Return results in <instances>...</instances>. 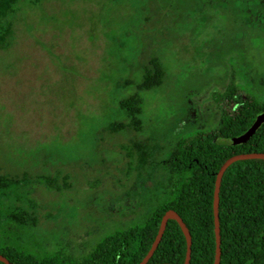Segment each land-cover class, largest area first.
<instances>
[{
  "label": "rangeland",
  "instance_id": "374dc122",
  "mask_svg": "<svg viewBox=\"0 0 264 264\" xmlns=\"http://www.w3.org/2000/svg\"><path fill=\"white\" fill-rule=\"evenodd\" d=\"M12 18L14 44L0 49V169L33 177L0 209L35 200L37 224L18 230L36 249L81 254L143 219L161 192L162 159L181 136L217 124L213 93L232 74L264 100V0H21ZM154 56L164 81L141 90ZM134 93L142 130L112 131L127 119L119 101ZM135 140L158 144L143 168L126 149Z\"/></svg>",
  "mask_w": 264,
  "mask_h": 264
},
{
  "label": "trees",
  "instance_id": "16d2710c",
  "mask_svg": "<svg viewBox=\"0 0 264 264\" xmlns=\"http://www.w3.org/2000/svg\"><path fill=\"white\" fill-rule=\"evenodd\" d=\"M21 0H0V49L12 47L15 41L13 15ZM37 3L40 0H28ZM166 74L157 56L145 62L141 90L160 86ZM213 98L221 118L209 129H200L181 136L171 147L161 164L165 175L159 181L157 204L143 219L106 232L91 248L73 254L63 244L54 248L29 245L22 241L20 227L37 224L36 202L28 197L26 204H11L3 213L0 209V229L6 221L14 229L12 235L0 233V254L13 264H138L150 249L164 213L173 209L185 222L191 234L189 264H214L216 235L214 220V189L218 170L224 161L239 153L264 152V122L244 142L232 138L243 134L257 115L264 112V100L241 87L234 74L223 90ZM143 97L131 94L119 101L126 112V121L113 122L114 132L131 127L141 131L144 120ZM157 143L135 140L127 145L135 154L140 168L152 162ZM32 175L2 172L0 169V206L4 196L30 183ZM49 186H55L49 175L35 176ZM17 198L22 199L19 192ZM219 225L221 238L220 264H264V158H242L225 169L219 189ZM187 241L177 219L167 221L163 235L146 264H184ZM0 264H7L0 259Z\"/></svg>",
  "mask_w": 264,
  "mask_h": 264
},
{
  "label": "water",
  "instance_id": "95a60500",
  "mask_svg": "<svg viewBox=\"0 0 264 264\" xmlns=\"http://www.w3.org/2000/svg\"><path fill=\"white\" fill-rule=\"evenodd\" d=\"M263 122H264V112H261L257 115L256 119L254 120L252 125L248 128V130H246L243 134L237 137H233L232 142L241 143V142L246 141L255 132V130L259 127V125ZM242 158H264V152L239 153V154L232 155L231 157L227 158L224 161V163L221 165L220 169L217 172L216 180H215V189H214V220H215V235H216V253H215L214 264H220V256H221V238H220V225H219V189H220L221 178H222V175L225 169L231 162L237 159H242ZM170 218L177 219V221L179 222L181 226V229L184 232V235L187 241V252H186V258H185L184 264H189L190 256H191V242H192L191 234L185 222L181 218V216L173 209H169L164 213L159 230L157 232V235L150 249L148 250L147 254L138 264H146L150 256L153 254L155 248L157 247L163 235L167 221ZM0 259L3 260L7 264H13L2 254H0ZM156 264H171V263L164 262V263H156Z\"/></svg>",
  "mask_w": 264,
  "mask_h": 264
}]
</instances>
